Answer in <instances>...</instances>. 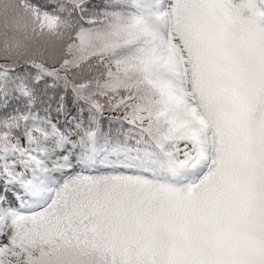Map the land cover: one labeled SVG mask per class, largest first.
<instances>
[{
	"label": "snow or ice",
	"instance_id": "obj_1",
	"mask_svg": "<svg viewBox=\"0 0 264 264\" xmlns=\"http://www.w3.org/2000/svg\"><path fill=\"white\" fill-rule=\"evenodd\" d=\"M0 264H264V0H0Z\"/></svg>",
	"mask_w": 264,
	"mask_h": 264
},
{
	"label": "trees",
	"instance_id": "obj_2",
	"mask_svg": "<svg viewBox=\"0 0 264 264\" xmlns=\"http://www.w3.org/2000/svg\"><path fill=\"white\" fill-rule=\"evenodd\" d=\"M97 2H99V0H97ZM73 114H75V113H74V110H73ZM104 125H105V128H107V119H105V121H104ZM113 127H115V126H113Z\"/></svg>",
	"mask_w": 264,
	"mask_h": 264
}]
</instances>
